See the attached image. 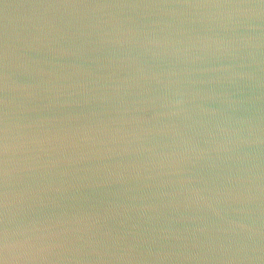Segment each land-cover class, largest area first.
Returning a JSON list of instances; mask_svg holds the SVG:
<instances>
[{
	"label": "water",
	"instance_id": "1",
	"mask_svg": "<svg viewBox=\"0 0 264 264\" xmlns=\"http://www.w3.org/2000/svg\"><path fill=\"white\" fill-rule=\"evenodd\" d=\"M0 264H264V0H0Z\"/></svg>",
	"mask_w": 264,
	"mask_h": 264
}]
</instances>
